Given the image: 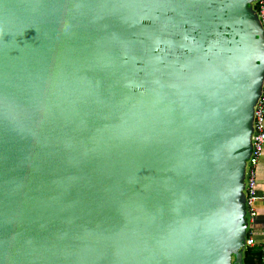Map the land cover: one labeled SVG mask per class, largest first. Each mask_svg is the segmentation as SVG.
<instances>
[{
    "label": "water",
    "instance_id": "95a60500",
    "mask_svg": "<svg viewBox=\"0 0 264 264\" xmlns=\"http://www.w3.org/2000/svg\"><path fill=\"white\" fill-rule=\"evenodd\" d=\"M255 1L0 0V264H243Z\"/></svg>",
    "mask_w": 264,
    "mask_h": 264
},
{
    "label": "built area",
    "instance_id": "2783aa9c",
    "mask_svg": "<svg viewBox=\"0 0 264 264\" xmlns=\"http://www.w3.org/2000/svg\"><path fill=\"white\" fill-rule=\"evenodd\" d=\"M254 9L258 15L264 31V0H256ZM264 154V81L261 96L259 97L254 109V132L252 137V152L246 167V212L248 217V229L246 236V246H253L256 242L253 224L257 214L256 201L258 199L257 189V167L259 159ZM264 246V242H261ZM264 260V256H263Z\"/></svg>",
    "mask_w": 264,
    "mask_h": 264
},
{
    "label": "crops",
    "instance_id": "0c3cea01",
    "mask_svg": "<svg viewBox=\"0 0 264 264\" xmlns=\"http://www.w3.org/2000/svg\"><path fill=\"white\" fill-rule=\"evenodd\" d=\"M264 155V154H263ZM258 199L256 201L257 214L253 224L255 240L257 243L264 242V160L259 161L257 167Z\"/></svg>",
    "mask_w": 264,
    "mask_h": 264
},
{
    "label": "trees",
    "instance_id": "16d2710c",
    "mask_svg": "<svg viewBox=\"0 0 264 264\" xmlns=\"http://www.w3.org/2000/svg\"><path fill=\"white\" fill-rule=\"evenodd\" d=\"M264 246L255 243L253 246H245L243 250V264H264Z\"/></svg>",
    "mask_w": 264,
    "mask_h": 264
},
{
    "label": "rangeland",
    "instance_id": "374dc122",
    "mask_svg": "<svg viewBox=\"0 0 264 264\" xmlns=\"http://www.w3.org/2000/svg\"><path fill=\"white\" fill-rule=\"evenodd\" d=\"M264 160V155L260 157L259 161Z\"/></svg>",
    "mask_w": 264,
    "mask_h": 264
}]
</instances>
